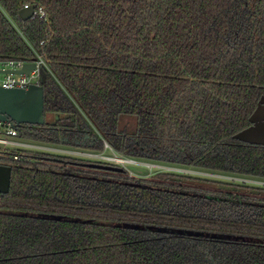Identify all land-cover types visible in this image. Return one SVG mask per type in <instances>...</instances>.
Returning <instances> with one entry per match:
<instances>
[{
    "label": "trees",
    "instance_id": "1",
    "mask_svg": "<svg viewBox=\"0 0 264 264\" xmlns=\"http://www.w3.org/2000/svg\"><path fill=\"white\" fill-rule=\"evenodd\" d=\"M38 56L25 140L228 179L20 152L0 264H264V187L230 179L264 182L234 139L264 97V0H0V60Z\"/></svg>",
    "mask_w": 264,
    "mask_h": 264
},
{
    "label": "water",
    "instance_id": "2",
    "mask_svg": "<svg viewBox=\"0 0 264 264\" xmlns=\"http://www.w3.org/2000/svg\"><path fill=\"white\" fill-rule=\"evenodd\" d=\"M35 7L24 9L20 13L22 20L34 17ZM37 69L35 63H26L20 70L0 71V74L29 75ZM44 89L40 85H31L27 89H6L0 87V123L12 127L22 125L43 126L46 123ZM250 127L234 136V139L249 145L264 147V97L249 119ZM108 148L109 146L106 145ZM132 161V160H131ZM133 162V161H132ZM89 168L109 172L123 173L124 167L88 164ZM11 169L0 168V194H8L11 185Z\"/></svg>",
    "mask_w": 264,
    "mask_h": 264
},
{
    "label": "built area",
    "instance_id": "3",
    "mask_svg": "<svg viewBox=\"0 0 264 264\" xmlns=\"http://www.w3.org/2000/svg\"><path fill=\"white\" fill-rule=\"evenodd\" d=\"M28 8L29 6H25V9H28ZM37 14L44 21L47 20L46 14L42 9H39L38 12L35 11L34 16ZM26 63H35L37 66V69L34 71H31L29 75L0 74V87L6 88V89H27L31 85H40V82H39L40 68L41 66H45V61L43 60L41 56H38L37 60L33 62H19V61L16 62V61H1L0 60V71L20 70L23 67V65ZM18 138L20 137H18L17 129L11 127L8 124L0 123V147L14 148V149H18L19 151L20 150H31V151L35 150L40 153L42 152L43 154H48L52 156H70V157L76 156V155L67 153L71 150H67L66 152L64 151V149L49 147L41 143H34V142H29V141H19ZM107 149H110V148L108 147ZM13 158L14 160H20V157L18 155H14ZM113 160L114 159H111V161ZM124 160L125 162L129 161L128 159H124ZM129 162H132V161L130 160ZM132 163H135V162H132ZM122 167L126 168L125 165L123 164H122ZM230 179L237 181V182L248 183L246 179H234V178H230ZM252 182L258 183L260 181L256 180Z\"/></svg>",
    "mask_w": 264,
    "mask_h": 264
},
{
    "label": "rangeland",
    "instance_id": "4",
    "mask_svg": "<svg viewBox=\"0 0 264 264\" xmlns=\"http://www.w3.org/2000/svg\"><path fill=\"white\" fill-rule=\"evenodd\" d=\"M49 121H52L51 117H49ZM107 150L108 151H106L104 154L103 153L102 154H94V153L83 152V151H74V150H71L69 152H67V150H64V151H66L67 153H70L72 155H76V156H73L76 159H83L86 161H95V162H99V163H108L110 165L122 167V164H119L118 162H115V161H111V159H115L116 157H120V156L115 154L110 149H107ZM133 162H135V163L131 162L130 164H124L126 167L125 169L130 174V176H136V177H142V178L147 177L148 178V177L152 176L154 173H156V171H174V172H179V173H188V174H192V175H205V176L213 177V178L228 179V178L223 177V176L202 174L200 172L187 170V169L185 170V169H180V168H175V167H170V166H160V165L149 164V163L140 162V161L139 162L133 161ZM252 181H256V180H252ZM252 181L247 180V182L250 183V185H258V186L264 187V182L260 181L258 183H254Z\"/></svg>",
    "mask_w": 264,
    "mask_h": 264
},
{
    "label": "flooded vegetation",
    "instance_id": "5",
    "mask_svg": "<svg viewBox=\"0 0 264 264\" xmlns=\"http://www.w3.org/2000/svg\"><path fill=\"white\" fill-rule=\"evenodd\" d=\"M13 128L17 129V131H18V137H20V138H18L19 141H27L24 138H22V136L20 134V131L23 128V125L18 126V127H15V125H14ZM20 152L30 153L34 157L39 156L37 158H43L41 156L43 153L42 152L40 153V152L35 151V150H32V151L31 150H20L19 151L18 149H14V148L0 147V168H10L11 172H12V168L14 167L15 162L19 161V160H14L13 156L18 155V153H20ZM46 158L47 159H54V158H49V157H46ZM56 159L57 158H55L54 160H56ZM11 178H12V175H11ZM4 195H7V194H0V196H4Z\"/></svg>",
    "mask_w": 264,
    "mask_h": 264
},
{
    "label": "bare ground",
    "instance_id": "6",
    "mask_svg": "<svg viewBox=\"0 0 264 264\" xmlns=\"http://www.w3.org/2000/svg\"><path fill=\"white\" fill-rule=\"evenodd\" d=\"M113 161H115V162H118L119 164H130L131 162H129V161H126L125 162V160H123L122 158H120V157H116Z\"/></svg>",
    "mask_w": 264,
    "mask_h": 264
}]
</instances>
